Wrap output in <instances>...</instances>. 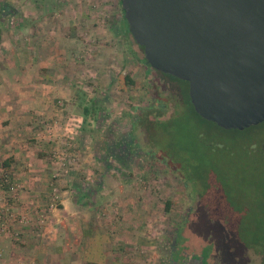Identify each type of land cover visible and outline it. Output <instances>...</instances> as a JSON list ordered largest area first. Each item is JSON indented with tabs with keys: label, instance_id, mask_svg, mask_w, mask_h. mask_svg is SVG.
<instances>
[{
	"label": "crops",
	"instance_id": "obj_1",
	"mask_svg": "<svg viewBox=\"0 0 264 264\" xmlns=\"http://www.w3.org/2000/svg\"><path fill=\"white\" fill-rule=\"evenodd\" d=\"M107 2L0 0V166L21 187L17 201L0 191V209L28 221L0 234V264H164L166 239L150 231L162 219L145 191H132L109 167L107 139L83 115L91 100L101 101L113 66L136 82L137 71H149L114 56L116 40L128 34L120 0L114 11ZM38 120L54 125V141L38 138Z\"/></svg>",
	"mask_w": 264,
	"mask_h": 264
},
{
	"label": "rangeland",
	"instance_id": "obj_2",
	"mask_svg": "<svg viewBox=\"0 0 264 264\" xmlns=\"http://www.w3.org/2000/svg\"><path fill=\"white\" fill-rule=\"evenodd\" d=\"M97 1L101 0H91V3ZM107 1H110L107 9L114 11L113 0ZM43 4L44 7L58 5L56 0L50 3L44 0ZM58 11L59 8L53 9L55 13ZM14 21L11 26L18 23V18ZM124 24L127 29V23ZM117 32L121 31L117 29ZM115 46L114 56H123L124 60L126 56L133 59L132 47L141 57L144 55L129 34L128 39L120 36ZM133 60L136 68H147L148 73L137 71L134 75L137 84L123 92L115 86L120 69L110 67L109 85L99 92L105 109L102 119L97 124L90 122L93 119L89 117L88 126L94 125V134L100 133L99 137L107 139L101 149L112 156L108 162L121 172L123 181L132 191L141 189L151 199L156 217L162 221L152 222L150 231L153 236L161 234L166 239L164 264L173 263L174 239H177L175 246L179 247L175 261L199 257L205 264H264V154L250 148L252 143L256 147L264 142V123L248 131L246 136L238 137L200 121L183 106L189 96L185 81L164 76L147 64ZM92 91L91 88L89 92ZM157 99L165 102L168 111H157L155 117L167 121L165 130L169 133L147 122L138 134L142 147L155 152L153 158L137 154L133 163L125 160V164L120 163L122 154L109 146L114 141V133L127 138L141 111L156 106ZM215 145L221 147L218 152ZM166 152L179 157L173 162L170 160L175 172L158 163ZM253 243L262 244L252 248Z\"/></svg>",
	"mask_w": 264,
	"mask_h": 264
},
{
	"label": "water",
	"instance_id": "obj_3",
	"mask_svg": "<svg viewBox=\"0 0 264 264\" xmlns=\"http://www.w3.org/2000/svg\"><path fill=\"white\" fill-rule=\"evenodd\" d=\"M156 71L189 83L195 111L226 130L264 123V0H121Z\"/></svg>",
	"mask_w": 264,
	"mask_h": 264
},
{
	"label": "trees",
	"instance_id": "obj_4",
	"mask_svg": "<svg viewBox=\"0 0 264 264\" xmlns=\"http://www.w3.org/2000/svg\"><path fill=\"white\" fill-rule=\"evenodd\" d=\"M120 4H121V7H122L121 0H120ZM124 19H125V17H124ZM125 21H126V19H125ZM126 23H127V21H126ZM127 26L128 27H127V31L126 32H127V34H129L132 37V35H131L130 31H129V25H128V23H127ZM139 47L144 52V48L141 47V46H139ZM132 57L137 62H140V63L143 62V63L147 64L148 67H151L149 65V63L147 62L146 58H145V54L143 55V57H140L138 55V53H132ZM159 73L162 74V75H164V76H169L172 79L179 80V79H177V78H175V77H173L171 75L164 74L162 72H159ZM115 80H116V82L118 84V89L120 91H127L128 88L133 87V86L136 85V81L130 75H123V74L120 73V74L117 75V77H116ZM179 81H182V80H179ZM185 83H187V82H185ZM187 84L189 86V83H187ZM183 106L186 107V108H188V109H190L192 111V113L200 121H203V122L209 123V124H214L218 129L223 130V131H226V132L233 133L234 135H236L238 137H244V136H246V134H247L248 131H250L252 129L258 128V126H254V127L249 128V129H246L244 131H240V130H226V129H223V128L219 127L216 123L207 121L204 118H202L195 111V108H194V106H193V104L191 102L190 96H188V102H185L183 104ZM104 110H105L104 109V104H103L102 101H99L98 102L96 99L91 100L87 105H85V108H84V114L83 115H84L85 121L87 122V120H88L89 117L96 118L97 122L100 121L102 119V114H103ZM160 110H162L164 112L165 111H168V107H167V105L165 104L164 101H162L161 99H157L156 106H151V107H149V108L144 109V110L141 111L140 115L137 117V119L134 121V123L132 125L133 126V130H132L131 134L127 138L123 137L122 135H118L116 132L114 133V141H110L109 146L111 148H114V151L119 150L120 151V154H122V157L120 159L121 160L120 163L125 164L124 163V160L126 162H129L130 161L129 164H131V162L133 163L137 159L136 158L137 156H134V155H137V154H139V155L140 154H145V155H148L149 158H150V156L152 157L155 154V152H151V150L147 151V150H145L142 147L143 144L140 141L138 132H139L140 128H144V126L147 124V122H153L152 123L153 124L152 125L153 127L160 129V131L164 132L165 134H168L169 133V130L168 129L165 130V128L167 126V121L166 120H160V119H157L155 117L157 111H160ZM174 116H172L171 118H173ZM150 117H153V119L151 120ZM177 120L178 119H176L175 122ZM263 143H261L259 146H256V147H253L254 145L252 143L250 145V148L252 150L257 149L261 153L264 154ZM214 148H217V152L221 149V147L220 146H217V145H215ZM178 158H179L178 155L173 154L171 152L170 153L169 152H166L165 155H164V159L161 160V161L159 160L158 163L162 167H165V168H167V169L172 170L173 172H175V170H173L174 169L173 166H171V164H170V160L173 162L175 159H178ZM151 161H154L155 162L156 160H151ZM108 164H109V167H111V163H108ZM186 188L188 189V187H186ZM169 207H170V204L168 203L167 209H169ZM260 244H262V243H259L256 246H258ZM250 246L252 248H256L255 243L251 244Z\"/></svg>",
	"mask_w": 264,
	"mask_h": 264
},
{
	"label": "built area",
	"instance_id": "obj_5",
	"mask_svg": "<svg viewBox=\"0 0 264 264\" xmlns=\"http://www.w3.org/2000/svg\"><path fill=\"white\" fill-rule=\"evenodd\" d=\"M38 125L42 127V133L38 136L41 141L49 138L51 141H54V135L57 131L54 128V125L51 122L46 121H37ZM71 133V132H70ZM72 139H69L71 141ZM55 157L61 161L62 153H56ZM54 186V184H52ZM20 184L17 180V177L12 171L6 170L4 166H0V191L5 194H10L14 201L18 200V192L20 191ZM56 190H54V193ZM57 203L55 196L52 198L49 205V209L52 211L56 209ZM49 210V211H50ZM45 216L42 217V221L45 222ZM47 219V218H46ZM27 218L25 216L17 215L11 208H6L5 210L0 209V234L5 232H10L14 229L16 224H27ZM3 248L0 241V257L2 256Z\"/></svg>",
	"mask_w": 264,
	"mask_h": 264
},
{
	"label": "flooded vegetation",
	"instance_id": "obj_6",
	"mask_svg": "<svg viewBox=\"0 0 264 264\" xmlns=\"http://www.w3.org/2000/svg\"><path fill=\"white\" fill-rule=\"evenodd\" d=\"M176 244H177V239H174V241L172 243L173 246L171 247V256H172V260H173L172 264H205L204 260L199 258V257L193 258L190 261L189 260L175 261L176 260L175 254L179 250V247L175 246Z\"/></svg>",
	"mask_w": 264,
	"mask_h": 264
}]
</instances>
